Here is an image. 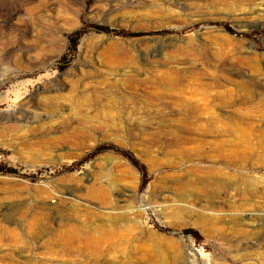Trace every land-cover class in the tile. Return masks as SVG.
<instances>
[{
    "label": "rangeland",
    "instance_id": "1",
    "mask_svg": "<svg viewBox=\"0 0 264 264\" xmlns=\"http://www.w3.org/2000/svg\"><path fill=\"white\" fill-rule=\"evenodd\" d=\"M263 132L264 0H0V264H264Z\"/></svg>",
    "mask_w": 264,
    "mask_h": 264
},
{
    "label": "trees",
    "instance_id": "2",
    "mask_svg": "<svg viewBox=\"0 0 264 264\" xmlns=\"http://www.w3.org/2000/svg\"><path fill=\"white\" fill-rule=\"evenodd\" d=\"M94 30L97 32H105V33H119V34H125V31H118V30H111L108 27H104V26H94ZM82 31H76L73 34H71L70 39L73 43V45L76 42L77 37L81 34ZM107 150H112L115 152H118L120 154H122L124 157L128 158L138 169L139 171L142 173L143 176V183L146 180V176H147V171H146V167L143 163H141L130 151H127L125 149H121L120 147L116 146V145H102V146H98L94 151L93 154H97V153H101ZM18 170L12 167H7L4 165L0 164V174H18ZM26 177H31V175H25Z\"/></svg>",
    "mask_w": 264,
    "mask_h": 264
},
{
    "label": "bare ground",
    "instance_id": "3",
    "mask_svg": "<svg viewBox=\"0 0 264 264\" xmlns=\"http://www.w3.org/2000/svg\"><path fill=\"white\" fill-rule=\"evenodd\" d=\"M50 9H51V7H49ZM54 9V8H53ZM55 10V9H54ZM242 58V57H241ZM175 74V73H174ZM120 80V79H119ZM173 80V79H172ZM118 82V81H117ZM116 83V82H115ZM248 97V96H247ZM225 98V97H224ZM264 133V132H263ZM263 135V134H262ZM245 139V138H244ZM248 142V141H247ZM262 144V143H261ZM248 145V144H247ZM239 146V145H238ZM237 147V146H236ZM243 147V146H242ZM245 147V146H244ZM250 147V146H249ZM240 148V147H239ZM257 148V147H256ZM251 149V148H250ZM231 150V149H230ZM247 150V149H246ZM227 152H228V150H227ZM231 152H232V150H231ZM226 153V152H225ZM233 154V153H232ZM242 158V157H241ZM248 158V157H247ZM251 158V157H250ZM255 158V157H254ZM259 159V158H258ZM257 161V160H256ZM241 163V162H240ZM221 172V171H220ZM238 175V174H237ZM222 176H224L223 175V173H222ZM227 176V175H226ZM251 176V175H250ZM253 176V175H252ZM235 177V176H234ZM239 178V177H238ZM224 180V179H223ZM234 180H236V179H234ZM239 180V179H238ZM237 180V181H238ZM227 181V180H226ZM228 181H229V179H228ZM233 181V180H232ZM231 182V181H230ZM231 183H233V182H231ZM244 183V182H243ZM247 184V183H246ZM216 186H218V185H216ZM250 186V185H249ZM227 187V186H226ZM218 189V188H217ZM235 189V188H234ZM238 189V188H237ZM213 190H214V188H213ZM220 190V189H219ZM236 190V189H235ZM243 190V189H242ZM215 191V190H214ZM229 192V191H228ZM254 192H256V191H254ZM225 193H226V191H225ZM258 193V192H257ZM215 194V193H214ZM238 197V196H237ZM240 197V196H239ZM261 198V197H260ZM254 201V200H253ZM258 201V200H257ZM236 202V201H235ZM246 203V202H245ZM260 203V202H259ZM251 204V203H250ZM264 205V204H263ZM218 206V205H217ZM252 206V205H251ZM227 207V206H226ZM239 210V209H238ZM241 210V209H240ZM260 210V209H259ZM260 211H262V210H260ZM237 213V212H236ZM259 213V212H258ZM264 213V212H263ZM260 214V213H259ZM232 215V214H231ZM240 215V214H239ZM250 215V214H249ZM264 216V215H263ZM215 219V218H214ZM234 219V218H233ZM261 220V219H260ZM256 222V221H255ZM251 225V224H250ZM262 227V226H261ZM252 228V227H251ZM102 229V228H101ZM107 229V228H106ZM113 230V229H112ZM111 232V231H110ZM246 232H247V230H246ZM106 233V232H105ZM245 234V233H244ZM106 235V234H105ZM113 236V235H112ZM114 237V236H113ZM64 246V245H63ZM260 252V251H259ZM263 252V251H262ZM261 259V258H260ZM258 260V259H257Z\"/></svg>",
    "mask_w": 264,
    "mask_h": 264
}]
</instances>
